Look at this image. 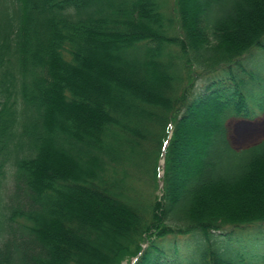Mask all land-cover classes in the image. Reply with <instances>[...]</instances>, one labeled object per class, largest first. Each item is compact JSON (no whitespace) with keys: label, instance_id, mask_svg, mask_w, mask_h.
<instances>
[{"label":"trees","instance_id":"1","mask_svg":"<svg viewBox=\"0 0 264 264\" xmlns=\"http://www.w3.org/2000/svg\"><path fill=\"white\" fill-rule=\"evenodd\" d=\"M169 1L0 0V264H264V0Z\"/></svg>","mask_w":264,"mask_h":264},{"label":"rangeland","instance_id":"2","mask_svg":"<svg viewBox=\"0 0 264 264\" xmlns=\"http://www.w3.org/2000/svg\"><path fill=\"white\" fill-rule=\"evenodd\" d=\"M171 1L172 0L169 2ZM226 126L228 130V139L231 145L236 149L247 147L264 139V110L253 118L244 119L231 117L227 120ZM250 232L253 231L244 230L242 233L245 236Z\"/></svg>","mask_w":264,"mask_h":264},{"label":"water","instance_id":"3","mask_svg":"<svg viewBox=\"0 0 264 264\" xmlns=\"http://www.w3.org/2000/svg\"><path fill=\"white\" fill-rule=\"evenodd\" d=\"M170 135V134H169ZM170 136H168L169 139ZM168 139L164 144V147L162 149V153H161V159L159 160V177H162L163 175V170H164V155H165V149L167 147V143H168ZM162 186V182H160V187ZM136 258H133L129 263H124V264H133V262L135 261Z\"/></svg>","mask_w":264,"mask_h":264},{"label":"bare ground","instance_id":"4","mask_svg":"<svg viewBox=\"0 0 264 264\" xmlns=\"http://www.w3.org/2000/svg\"><path fill=\"white\" fill-rule=\"evenodd\" d=\"M234 117V116H233ZM234 118H243V117H234ZM245 119V118H244ZM227 123V122H226Z\"/></svg>","mask_w":264,"mask_h":264}]
</instances>
